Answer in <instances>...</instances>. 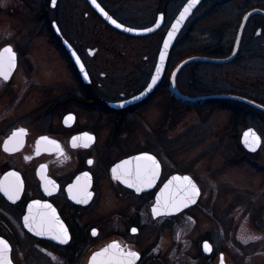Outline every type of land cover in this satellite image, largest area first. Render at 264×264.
<instances>
[{
	"label": "flooded vegetation",
	"instance_id": "1",
	"mask_svg": "<svg viewBox=\"0 0 264 264\" xmlns=\"http://www.w3.org/2000/svg\"><path fill=\"white\" fill-rule=\"evenodd\" d=\"M97 1L114 19L130 27L147 28L158 22L160 27L149 34L132 35L109 24L88 0H56L55 6L52 0H18L27 14L19 18L16 43L0 47L1 51L10 45L16 57L15 68L8 78L0 76V183L6 182L9 173L18 174L23 182V189L15 200L0 191V237L10 246L12 262L91 264L93 255L113 243L124 251L136 252L139 259L135 264H242L238 258V253L242 254L241 247L243 251L253 243L259 255L260 240H231L216 232V213L223 214L221 218L226 217L228 229L236 225L229 219L228 210L220 213L211 203L202 202L201 185L190 172H184L182 166V135L177 126L183 105L194 104L175 95L172 74L184 58L199 55L194 51L185 56L183 53L193 50L188 47L195 45L191 33L196 24L212 17L213 7L197 15L211 0H202L188 18L153 90L129 103L150 84L164 37L187 0ZM190 22L189 31L186 27ZM102 28L130 39H141V42L117 47L110 40L113 36L109 35L107 43L103 44ZM214 32L208 36L206 48L214 52V57L230 56L237 32L234 40L225 43H222L225 32L216 36ZM261 32L255 27L250 35L252 39L247 41L244 30L236 56L217 65L245 71L249 63L263 60L264 47H248L254 44V34ZM212 39L217 42L210 44ZM65 42L83 62L85 77ZM40 45L45 49H39ZM55 54L65 61L58 74ZM198 64L191 62L176 73L175 85L180 93L195 95L193 86ZM228 71L224 72L226 76H229ZM234 89L237 92L226 93L264 104V100L248 94L244 88ZM35 92L37 101L32 109L14 112L23 98ZM207 102H219L233 112L228 130L234 144L244 153L242 159H246L245 152H250L242 142V135L247 128L240 135L236 134L237 128L251 111L261 117L264 112L237 100L212 99L203 103ZM145 117L158 123L154 127H137L136 123ZM20 129L25 135L18 137L19 147L5 151V143ZM85 134L93 140H87ZM42 137L55 144L42 141ZM74 138L76 147H73ZM262 143L263 140L259 150ZM142 155L154 157L159 170L153 186L145 185L137 191L135 187H128L123 177L117 179L116 176L123 171L120 166L125 162H131L126 167L134 169L138 163L135 158ZM113 169H117V173L114 174ZM261 172L264 173V167ZM84 173L88 174L87 191L92 196L86 203H77L79 196L73 198L77 193L73 186L77 185L78 178L80 185L84 184ZM183 174L192 176L198 183L201 190L198 200L171 215L154 216L152 209L160 189L171 177ZM70 187H73L72 192H69ZM176 189L177 185L169 191L174 193ZM34 201L51 205V209L33 206L32 214L50 216L55 210L56 218L67 229L68 243L52 239L51 232L36 235L29 231L24 217L29 215V206ZM252 221L257 229H264V206L255 209ZM221 226L220 223L218 228ZM206 243L210 251L205 250Z\"/></svg>",
	"mask_w": 264,
	"mask_h": 264
},
{
	"label": "rangeland",
	"instance_id": "2",
	"mask_svg": "<svg viewBox=\"0 0 264 264\" xmlns=\"http://www.w3.org/2000/svg\"><path fill=\"white\" fill-rule=\"evenodd\" d=\"M78 6L80 7V4ZM203 6L197 15L204 14L206 10L212 7L214 13L208 20L196 24L191 33L195 45L188 47L193 50L184 51L183 56L192 51L197 52L204 49L208 45V36L213 34L214 31V36L220 35L217 29L225 25H227V30L222 38V43L234 40L247 6L264 9V0H229L217 4L208 1ZM21 8L22 4L18 0H0V47L6 43H16L14 37L20 26L19 18L27 14ZM190 25L191 22L186 29H189ZM212 28L214 30H211ZM259 31H261L260 28ZM101 32L103 44L107 43L108 39L106 37L109 35V37L113 36L110 40L117 47H127L129 42H141V39H130L113 33L107 28H102ZM254 36V44L250 43L248 47H264L262 32L260 34L255 33ZM246 38L248 41L252 39V36ZM215 42L217 40L212 39L209 43L213 44ZM41 47L45 49V46L41 45L39 49ZM258 60H256V63H249L245 71L239 67L229 69L228 66L199 62L198 75L195 78L194 86L196 89L193 94L232 93L233 91L237 92L234 88L241 87L248 94L264 100V59ZM64 62L55 54L56 74L59 73L60 66ZM226 70H229V76L224 74ZM35 93L28 94L26 98H23L21 103L14 109V112L20 113L32 109L37 101V93ZM247 93L246 95L249 96ZM230 104H233V102H230ZM232 115L233 112L226 109L219 102L183 105V114L177 126L182 135L183 171L190 172L201 185L203 190L202 202L207 205L211 203L210 205H213L220 213L229 211L230 217H227L233 219L236 227L228 229L225 226L227 223L226 217L225 219L224 216L221 218L223 214L216 213L217 219L214 227L216 232L221 235L225 234L228 237L226 238L231 240L243 239L247 242L260 240L258 243L260 245L259 255H256L255 243L243 248L246 255L241 247L242 254L238 253L241 263L256 264L261 262L264 264V229H257L252 221L255 209L264 206V173L261 172L262 167H264V117L251 111L244 117L241 125L238 126L236 134L240 135L245 128L253 127L263 140L258 152L242 159V154L234 144V137L229 133V127L227 126L231 122ZM157 123L154 119L145 117L140 119L136 125L145 128L154 127ZM153 139L154 136L152 135V141ZM211 223L213 224L212 221ZM220 223L222 226L218 228Z\"/></svg>",
	"mask_w": 264,
	"mask_h": 264
},
{
	"label": "snow or ice",
	"instance_id": "3",
	"mask_svg": "<svg viewBox=\"0 0 264 264\" xmlns=\"http://www.w3.org/2000/svg\"><path fill=\"white\" fill-rule=\"evenodd\" d=\"M96 0H93L95 3ZM198 0H190L189 5L185 7L184 11L180 15V19L177 21V25H174L175 29L181 20H183L186 14L190 11L191 7H193ZM53 5L55 6L56 0H52ZM99 7V5H97ZM101 11H103L101 9ZM107 16V13H105ZM110 19V18H109ZM113 24H116L117 27H121L120 24H117L115 20L111 21ZM172 33H169V38L171 39ZM167 43H165V47H167ZM6 54V55H5ZM163 60V56L161 57ZM15 53L12 49L5 48L3 53H0V76H3L5 79L8 78L9 73L12 69L15 68ZM81 70L83 71V66L81 65ZM153 83H155V78L153 79ZM71 119V117H69ZM25 135L23 129H20L18 132L13 133V137L5 143V151L15 150L19 147L20 141L18 137ZM253 137V143L259 142V137H256L254 133L251 131L245 134V143H248L247 137ZM85 138L87 140H93V137L85 134ZM42 141L55 144L54 141H48L47 137H42ZM75 139L73 141V147H76ZM13 145L11 148L9 145ZM87 147V144L84 145ZM56 147H59L56 145ZM254 150V149H253ZM39 151V149H38ZM138 162L135 168L126 167V165L131 162H125L124 166H120L123 168V171L116 176L117 179L121 177L124 178V182L127 183L128 187H135L137 191L142 190V186H151L156 179L159 170V164L155 160L154 157L150 155H142L135 158ZM150 162L141 164L139 162ZM91 164L92 162L89 161ZM43 173V166H42ZM113 173H117V169H113ZM11 178V179H10ZM84 184L80 185V178H78L76 187L77 193L73 195L74 199H77V203H86L88 199L91 198L92 193L87 191L89 187L88 184V174H83ZM174 180H183L184 183L177 187L174 193L169 191V185H165L164 191L161 193V198H158L156 206L153 207L152 212L154 216L159 215H171L173 211H179L182 207H187L190 203L196 202V197L199 196V189L196 187V184L189 177L177 178L174 177ZM5 183H0V191H3L6 195H8L9 199L15 200L18 198L19 193L23 189V182L20 181L18 174L9 173V176L5 178ZM48 184H52L51 181L47 182ZM170 184L172 182H169ZM54 186V185H53ZM73 187L69 188V192L73 191ZM33 206L41 207L44 209H51V205L43 204L41 205L39 201H34L33 205L29 206V215L25 216V226L29 228V231L35 232L36 235H42L45 231L53 233L52 239L58 240L62 244L68 243V232L67 229L63 226L62 223L59 222L58 218L55 216V210H52L51 215L49 216L47 213L44 214H32ZM135 233L136 229H132ZM93 235H96V232H93ZM206 251H210L209 245L206 243L204 245ZM10 246L6 241L0 239V264H12L10 258ZM139 259V256L134 251H124L120 248V245L117 243H113L108 247L104 248L102 251L97 252L93 255L91 259V264H135V261Z\"/></svg>",
	"mask_w": 264,
	"mask_h": 264
},
{
	"label": "water",
	"instance_id": "4",
	"mask_svg": "<svg viewBox=\"0 0 264 264\" xmlns=\"http://www.w3.org/2000/svg\"><path fill=\"white\" fill-rule=\"evenodd\" d=\"M202 0H198V2L191 7L190 11L186 14L185 18L183 20L180 21L179 25L174 29L173 26L177 25V21L180 19V15L181 13L184 11L185 7H187L189 5L190 0H187L186 3L184 4L183 8L181 9V11L179 12V14L177 15V17L175 18V20L173 21L172 25L170 26V28L168 29L162 46H161V51L159 54V58H158V62H157V66L154 72V75L152 77V80L150 82V84L146 87V89L139 94L138 96L134 97L133 99H130L127 103L129 102H134L136 100H139L145 96H147L152 90L153 88L156 86V84L159 82V80L161 79L162 73L165 70V65L167 63V59H168V55H169V51L172 48L174 41L176 39V37L178 36L179 32L182 30V28L184 27V25L186 24L188 18L191 16V14L193 13V11L197 8V6L201 3ZM216 3H223V2H227L229 0H212ZM88 2L93 6L94 9H96V11L109 23L111 24L113 27L128 33V34H132V35H145V34H149L152 33L154 31H156L159 27H160V23H156L155 25L151 26V27H147V28H133L130 27L126 24H123L119 21H117L116 19H114L101 5L100 3L96 0L95 3H93V0H88ZM97 5H99V7H97ZM101 9L103 11H101ZM105 13H107V16H105ZM255 14H260L264 17V9L260 8V7H255L252 8L250 10H248L247 12H245L242 16L241 19V23L239 25L238 31H237V35H236V39H235V43H234V48H233V52L231 53L230 56L228 57H214V56H207V55H193V56H189L184 58L176 67V69L174 70L173 74H172V90L174 91L175 95L177 97H179L181 100H183L186 103L189 104H195L198 102H204L207 100H212V99H231V100H237L240 102H244L262 112H264V104L254 101L250 98L247 97H243V96H238V95H234V94H228V93H213V94H207V95H186L184 93H180L179 90L177 89L176 85H175V76L176 73L184 66H186L187 64L191 63V62H208V63H216V64H220V63H226L231 61L237 54L238 48H239V44L243 35V32L245 30L246 24L248 22V20L250 19L251 16L255 15ZM110 18V19H109ZM115 20L117 22V24H120L121 27H117L116 24H113L111 21ZM169 33H172L171 39L169 38ZM165 43H167V47H165ZM66 47L71 55V57L73 58L74 62L76 63V65L78 66L80 72L82 73V75L85 77V66L83 64V62L80 60V58L77 56L76 52L74 51V49L65 42ZM12 48L10 45L5 46L4 48H2V50L0 51V53H3V50L5 48ZM6 55V54H5ZM163 56V60L161 59V57ZM81 65L83 66V71L81 70ZM155 78V83H153V79ZM252 132L255 134L256 137H259V142L258 143H253V137L252 136H248L247 140L248 143H245V134ZM242 142L245 146V148L250 152V153H255L259 150V147L261 145L262 142V138L260 136V134L252 127L247 128L242 135ZM254 149V150H253ZM177 177V178H182V177H189L192 179V181L196 184V187L199 189V193L201 192L200 187L198 185V183L193 179L192 176L188 175V174H183V175H176L171 177L167 183L165 185H169V190L174 189V187L177 185L180 186L184 183L183 180H174L173 178ZM157 178V177H156ZM156 180V179H155ZM154 180V182H155ZM153 182V184H154ZM169 182H172L171 184ZM153 184L151 186H153ZM165 185L160 189V191L157 194V198H156V203L158 198H161V193L162 191H164L165 189ZM148 187V186H147ZM200 196V194H199ZM198 197H196V201L198 200ZM156 203L154 205V207L156 206ZM194 203H190L188 206L193 205ZM187 206V207H188ZM186 208V207H182ZM0 239L6 241L4 238ZM7 242V241H6ZM8 244V242H7ZM9 245V244H8ZM11 258V257H10ZM12 261V259H11ZM12 264H14L12 262Z\"/></svg>",
	"mask_w": 264,
	"mask_h": 264
},
{
	"label": "trees",
	"instance_id": "5",
	"mask_svg": "<svg viewBox=\"0 0 264 264\" xmlns=\"http://www.w3.org/2000/svg\"><path fill=\"white\" fill-rule=\"evenodd\" d=\"M210 2L217 4L216 2H214L212 0ZM252 8H254V7L247 6L246 12ZM263 21H264V18L260 14H255V15L251 16L248 23H247L246 29H245V36L249 37L251 35L252 31H254L255 27H259L262 31V35L264 36V22ZM226 26L227 25L219 27L217 30L220 33L225 32L227 30ZM197 53L199 55H207V56H214L215 55L213 51H211L210 49H207L206 47H204V49H202V50H198L197 52H194V54H197ZM193 88H194V86H193ZM241 154H244V153L241 152ZM245 154H247V157L249 155H252L251 153H246V152H245Z\"/></svg>",
	"mask_w": 264,
	"mask_h": 264
}]
</instances>
